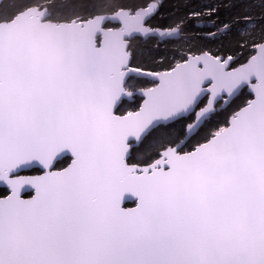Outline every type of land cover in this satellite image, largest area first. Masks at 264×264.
<instances>
[{
  "label": "snow or ice",
  "instance_id": "6c2138e0",
  "mask_svg": "<svg viewBox=\"0 0 264 264\" xmlns=\"http://www.w3.org/2000/svg\"><path fill=\"white\" fill-rule=\"evenodd\" d=\"M170 7L0 0V264H264V0Z\"/></svg>",
  "mask_w": 264,
  "mask_h": 264
},
{
  "label": "trees",
  "instance_id": "16d2710c",
  "mask_svg": "<svg viewBox=\"0 0 264 264\" xmlns=\"http://www.w3.org/2000/svg\"><path fill=\"white\" fill-rule=\"evenodd\" d=\"M194 2H196V3H199L200 2V0H194ZM172 3H174V0H166V10L167 11H171V4ZM193 31L194 32H199V31H201L200 29H198V28H193ZM225 43H227V40H225ZM220 44V41L219 40H217V41H212L211 42V45L210 46H213V47H215V46H218ZM141 47H143V46H141ZM147 55H151V56H153V57H158L159 56V53H157L156 51H153V52H151V53H146V56ZM247 98H250L249 97V95H248V93H246V91L244 90V95H242L241 96V98L237 101V103H241L244 99H247ZM139 101H137V103H138ZM129 107H135V104H130V105H128Z\"/></svg>",
  "mask_w": 264,
  "mask_h": 264
},
{
  "label": "water",
  "instance_id": "95a60500",
  "mask_svg": "<svg viewBox=\"0 0 264 264\" xmlns=\"http://www.w3.org/2000/svg\"><path fill=\"white\" fill-rule=\"evenodd\" d=\"M246 93H247V89H245Z\"/></svg>",
  "mask_w": 264,
  "mask_h": 264
}]
</instances>
